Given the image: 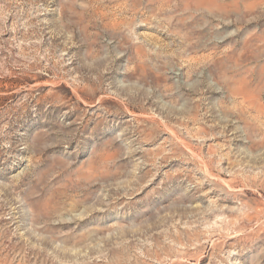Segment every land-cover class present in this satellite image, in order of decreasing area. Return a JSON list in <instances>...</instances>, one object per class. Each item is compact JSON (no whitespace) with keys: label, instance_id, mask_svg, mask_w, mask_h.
I'll return each mask as SVG.
<instances>
[{"label":"rangeland","instance_id":"1","mask_svg":"<svg viewBox=\"0 0 264 264\" xmlns=\"http://www.w3.org/2000/svg\"><path fill=\"white\" fill-rule=\"evenodd\" d=\"M0 264H264V0H0Z\"/></svg>","mask_w":264,"mask_h":264}]
</instances>
